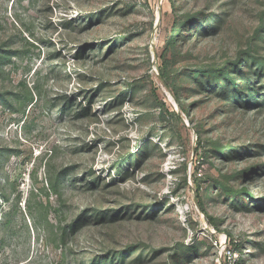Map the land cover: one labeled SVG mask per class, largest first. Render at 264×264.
Masks as SVG:
<instances>
[{
    "label": "rangeland",
    "instance_id": "rangeland-1",
    "mask_svg": "<svg viewBox=\"0 0 264 264\" xmlns=\"http://www.w3.org/2000/svg\"><path fill=\"white\" fill-rule=\"evenodd\" d=\"M0 264H264V0H0Z\"/></svg>",
    "mask_w": 264,
    "mask_h": 264
},
{
    "label": "built area",
    "instance_id": "built-area-1",
    "mask_svg": "<svg viewBox=\"0 0 264 264\" xmlns=\"http://www.w3.org/2000/svg\"><path fill=\"white\" fill-rule=\"evenodd\" d=\"M225 258H227L230 261H233L236 258V253L232 249H226L224 250Z\"/></svg>",
    "mask_w": 264,
    "mask_h": 264
},
{
    "label": "trees",
    "instance_id": "trees-1",
    "mask_svg": "<svg viewBox=\"0 0 264 264\" xmlns=\"http://www.w3.org/2000/svg\"><path fill=\"white\" fill-rule=\"evenodd\" d=\"M173 45H174V43H173L172 39H169V40H168V43H167L166 50H168V49L172 48V47H173ZM233 84H235V83H233Z\"/></svg>",
    "mask_w": 264,
    "mask_h": 264
}]
</instances>
